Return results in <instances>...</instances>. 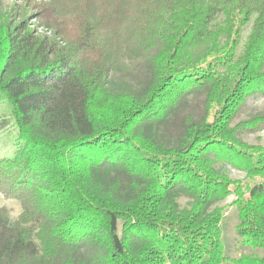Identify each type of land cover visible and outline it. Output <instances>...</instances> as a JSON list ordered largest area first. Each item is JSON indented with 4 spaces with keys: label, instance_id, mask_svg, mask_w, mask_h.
<instances>
[{
    "label": "trees",
    "instance_id": "1",
    "mask_svg": "<svg viewBox=\"0 0 264 264\" xmlns=\"http://www.w3.org/2000/svg\"><path fill=\"white\" fill-rule=\"evenodd\" d=\"M260 97L264 0H0V264H264Z\"/></svg>",
    "mask_w": 264,
    "mask_h": 264
},
{
    "label": "rangeland",
    "instance_id": "2",
    "mask_svg": "<svg viewBox=\"0 0 264 264\" xmlns=\"http://www.w3.org/2000/svg\"><path fill=\"white\" fill-rule=\"evenodd\" d=\"M20 1V0H18ZM31 27L35 28L36 32L39 34H47L48 36L53 35V30L47 28L46 26L38 24L36 19H33ZM64 45L65 42H62ZM251 107L263 109L264 110V97H260L257 99H253L251 102ZM13 122L12 113L9 107V102L1 100L0 101V156L4 154H10L14 151V146L12 143V135L11 133V124ZM9 124V126H7ZM260 135L262 136L261 143L264 145V130L261 131ZM251 143H257L256 135H251L248 139ZM227 172L230 174L232 178L235 179H243L248 181L246 177V173L236 169L232 166H226ZM257 180H261L258 178ZM236 199L234 194L230 195L224 201L219 202L220 206L225 207L224 211V220L222 222V229H223V242L225 246V254L229 257H239L244 253H249L252 251L251 248L245 246L242 243L241 237L238 236L236 232V225L239 222L238 218V211L236 206L233 204V201ZM182 203H185V200H182ZM5 206L9 210V216L13 223L18 220V217L22 211V204L21 201L5 195L2 190L0 189V207ZM231 264V263H225Z\"/></svg>",
    "mask_w": 264,
    "mask_h": 264
}]
</instances>
